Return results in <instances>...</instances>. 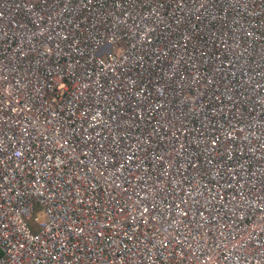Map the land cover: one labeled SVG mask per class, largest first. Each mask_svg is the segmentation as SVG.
<instances>
[{
	"label": "built area",
	"instance_id": "built-area-1",
	"mask_svg": "<svg viewBox=\"0 0 264 264\" xmlns=\"http://www.w3.org/2000/svg\"><path fill=\"white\" fill-rule=\"evenodd\" d=\"M0 264H264V0H0Z\"/></svg>",
	"mask_w": 264,
	"mask_h": 264
}]
</instances>
